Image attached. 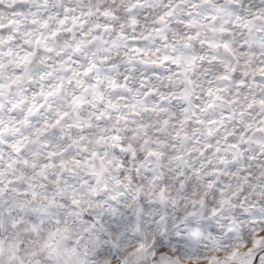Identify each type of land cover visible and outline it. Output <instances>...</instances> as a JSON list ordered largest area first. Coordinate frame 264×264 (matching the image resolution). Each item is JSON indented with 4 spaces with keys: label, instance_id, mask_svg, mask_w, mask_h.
Listing matches in <instances>:
<instances>
[{
    "label": "snow or ice",
    "instance_id": "6c2138e0",
    "mask_svg": "<svg viewBox=\"0 0 264 264\" xmlns=\"http://www.w3.org/2000/svg\"><path fill=\"white\" fill-rule=\"evenodd\" d=\"M0 264H264V0H0Z\"/></svg>",
    "mask_w": 264,
    "mask_h": 264
}]
</instances>
